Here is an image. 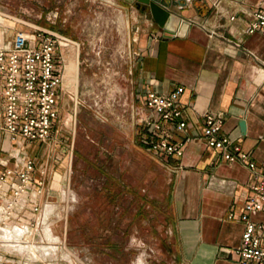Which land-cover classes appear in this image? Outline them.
<instances>
[{
    "label": "crops",
    "instance_id": "obj_1",
    "mask_svg": "<svg viewBox=\"0 0 264 264\" xmlns=\"http://www.w3.org/2000/svg\"><path fill=\"white\" fill-rule=\"evenodd\" d=\"M115 2L119 14L127 17L129 38L134 42L133 52L137 56L133 70L136 100L146 92L166 95L180 86L184 87L180 106L188 129L186 133H180L168 126L164 136L172 141H182L186 135L192 139L185 145L182 159H160L145 149L146 145L139 140L140 128L137 129L130 116L126 115L123 120L110 118L124 136L118 145L122 146L121 151L142 154L173 174L170 234L176 246L177 264H239L232 251L241 244L245 225L239 219V213L254 183V176L247 165L226 163L218 151L207 149L202 140V130L205 114H222L225 116L222 135L235 140L258 166L264 164V34L244 33L252 21V13L264 6V0H174L172 13L191 23L185 37L178 38L167 37L150 14L138 9L135 3ZM53 3L56 5L60 0H53ZM234 16L235 20H230ZM10 26L12 23L0 17V43L5 48L12 36ZM69 63L66 65L65 86L66 82L72 83L76 78V64ZM65 86L59 91L60 115L52 132L56 147L53 155H57L58 164L50 168L47 178L55 187L51 190H54V200H57L50 201L47 184L41 201L45 204L44 223L48 226L51 222L53 232L59 222L67 220L68 215L60 204L67 203L72 195L68 180L76 129L71 122L77 114L71 105L74 92L65 90ZM68 92L71 102L65 97ZM243 121L244 129L241 126ZM45 149V143L41 141L28 142L25 154L31 156L38 166L46 156ZM65 150L68 152L63 156ZM114 159L112 164L115 167L117 158ZM97 166L104 176L106 169L102 164L97 163ZM106 173L110 181L112 175L108 170ZM212 177L218 184L209 183ZM100 189L95 202L104 211L108 205L105 203L106 192L116 195L110 197L109 207H112L117 203V193L121 190L114 184L108 190ZM127 189L131 190V187ZM84 198H80V205ZM130 201H136L135 197L132 196ZM49 203L52 209L48 214ZM234 209L238 213L234 220H229L228 214ZM251 219L264 220V215L259 213ZM100 220L98 226L107 225L105 220ZM37 237L42 240L40 234ZM58 237L54 244L59 249L53 257L58 258L55 264H84L78 261L76 249L68 247L66 237ZM98 239L94 242L101 241ZM86 242H93V239L86 236L85 242L81 243ZM80 253L88 259L93 256L88 247L81 249ZM102 253L108 256L110 250L103 249Z\"/></svg>",
    "mask_w": 264,
    "mask_h": 264
},
{
    "label": "rangeland",
    "instance_id": "obj_2",
    "mask_svg": "<svg viewBox=\"0 0 264 264\" xmlns=\"http://www.w3.org/2000/svg\"><path fill=\"white\" fill-rule=\"evenodd\" d=\"M54 14H57L56 18ZM0 17L12 23V27H8L12 36L21 28L38 26L53 29L80 44L78 49L66 54L67 64L74 62L77 72L75 80L66 82L65 86V90L74 92L73 103L69 92L65 97L77 115L71 122L76 129L68 180L72 195L67 199L65 192L67 203L60 204L68 218L59 222L54 232L52 229L55 239L66 237L68 247L76 249L78 261L84 264H177L176 246L170 234L173 174L142 154L121 151L122 146L118 144L123 142V133L110 122V118L121 116L123 104L131 102L135 96L133 70L137 56L133 52L134 42L129 38L127 17L119 14L115 5L94 0H78L77 3L60 0L56 5L53 0H0ZM76 97L81 106L76 107ZM96 108L108 120L97 115ZM45 148L46 156L37 167L50 171L58 164L57 155H53L56 153L53 136L45 143ZM13 149V144L0 131V170ZM67 152L61 155L66 156ZM113 157L117 158L115 167ZM97 163L106 169L102 170L104 176ZM107 170L112 175V182L107 177ZM47 183L50 201H56L54 190H51L55 187L53 183ZM112 184L121 190L117 193L119 199L109 207L110 197L116 195L106 192L105 203L108 205L101 211L95 202L96 193L102 190L100 188L108 190ZM143 189L145 191H141ZM132 196L136 201H130ZM80 198H84L82 205ZM100 219L107 225L98 226ZM86 236L93 242L82 244ZM97 237L100 242H94ZM54 247L52 245V254L56 253ZM86 247L92 258L80 253ZM8 249L17 252L15 248ZM44 249L48 248L43 247L41 251ZM103 249L110 250L108 256L103 255Z\"/></svg>",
    "mask_w": 264,
    "mask_h": 264
},
{
    "label": "built area",
    "instance_id": "obj_3",
    "mask_svg": "<svg viewBox=\"0 0 264 264\" xmlns=\"http://www.w3.org/2000/svg\"><path fill=\"white\" fill-rule=\"evenodd\" d=\"M94 1L115 5V0ZM251 17L244 33L264 34V6ZM230 20L234 21L235 16ZM9 43L8 48L0 46V131L14 149L0 170V232L23 231L15 240L16 244L33 245L36 251L35 254L30 252L29 256L13 253L8 250L10 243L1 240L0 263L55 264L58 258L53 259V254L41 253L43 247L52 249V241L37 237L45 228V204L41 201L46 194L49 170L38 169L34 159L25 154V149L28 142L46 143L51 138L60 115L58 97L65 86L66 54L78 49L80 44L53 29L38 26L16 31ZM183 92L184 87L180 86L166 95L146 92L138 101L135 95L131 102L123 104L121 116L115 117L123 120L126 115L130 116L135 127L140 128V142L153 156L182 159L184 147L192 139L185 134L182 141H172L164 134L168 126L180 133H186L188 129L180 106ZM74 102L76 107L81 106L78 97ZM96 111L102 119L108 120L101 110L96 108ZM224 119L222 114L209 112L204 115V146L218 151L226 163L247 165L254 176L239 213V219L245 225L241 244L232 253L239 264H264V220L251 219L259 213L264 215V164L258 166L235 140L222 135ZM237 211L232 210L228 219L234 220ZM48 226L51 231V222Z\"/></svg>",
    "mask_w": 264,
    "mask_h": 264
},
{
    "label": "water",
    "instance_id": "obj_4",
    "mask_svg": "<svg viewBox=\"0 0 264 264\" xmlns=\"http://www.w3.org/2000/svg\"><path fill=\"white\" fill-rule=\"evenodd\" d=\"M126 3L136 4L138 9L147 11L152 20L167 35V37H185L187 29L191 23L183 21L179 16L172 13L171 7L174 6V0H125ZM245 128V122L241 123ZM209 183L218 184L212 177Z\"/></svg>",
    "mask_w": 264,
    "mask_h": 264
},
{
    "label": "bare ground",
    "instance_id": "obj_5",
    "mask_svg": "<svg viewBox=\"0 0 264 264\" xmlns=\"http://www.w3.org/2000/svg\"><path fill=\"white\" fill-rule=\"evenodd\" d=\"M49 204H50V206L47 207L48 214H49V212L52 209L51 203H49ZM44 226H45L44 231H43L44 233L40 234L41 237H42V240L46 237L48 240L53 241L52 245H54L55 243H57L58 240H56L54 235L52 234V229L50 231L49 226H47V224H45V223H44ZM22 233H23V231H15L14 233H12L11 231H8V230L6 231V233L0 232V241L1 240L2 241L6 240L8 243H10L8 245H10L11 248H15L16 251L18 253H20L21 255L22 254L28 255L30 252H32V253L34 252L35 253V249L33 247H31V245L26 247V246H24L22 244H16L15 240H17L21 236ZM13 243H15V244H13ZM53 250L56 251L55 254L53 253L54 254L53 257H54L55 255H57V251L59 249L55 246ZM50 252H52L51 248L50 249L49 248L48 249H44V250L41 251V253H43V254L44 253L49 254Z\"/></svg>",
    "mask_w": 264,
    "mask_h": 264
}]
</instances>
